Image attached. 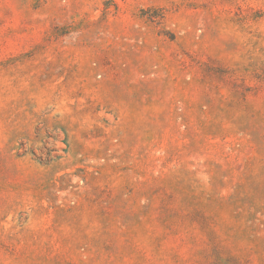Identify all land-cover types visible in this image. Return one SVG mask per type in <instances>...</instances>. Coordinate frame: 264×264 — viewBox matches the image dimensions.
<instances>
[{
    "label": "rangeland",
    "instance_id": "obj_1",
    "mask_svg": "<svg viewBox=\"0 0 264 264\" xmlns=\"http://www.w3.org/2000/svg\"><path fill=\"white\" fill-rule=\"evenodd\" d=\"M0 264H264V0H0Z\"/></svg>",
    "mask_w": 264,
    "mask_h": 264
}]
</instances>
